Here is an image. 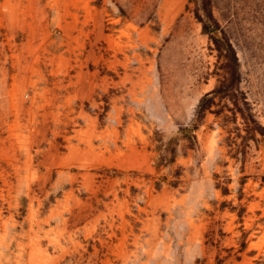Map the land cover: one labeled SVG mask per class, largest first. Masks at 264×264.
I'll use <instances>...</instances> for the list:
<instances>
[{"label": "rangeland", "instance_id": "rangeland-1", "mask_svg": "<svg viewBox=\"0 0 264 264\" xmlns=\"http://www.w3.org/2000/svg\"><path fill=\"white\" fill-rule=\"evenodd\" d=\"M0 264H264V0H0Z\"/></svg>", "mask_w": 264, "mask_h": 264}]
</instances>
